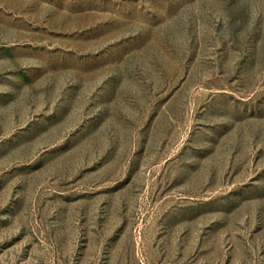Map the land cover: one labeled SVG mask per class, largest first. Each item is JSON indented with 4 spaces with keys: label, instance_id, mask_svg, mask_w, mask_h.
Segmentation results:
<instances>
[{
    "label": "rangeland",
    "instance_id": "rangeland-1",
    "mask_svg": "<svg viewBox=\"0 0 264 264\" xmlns=\"http://www.w3.org/2000/svg\"><path fill=\"white\" fill-rule=\"evenodd\" d=\"M0 264H264V0H0Z\"/></svg>",
    "mask_w": 264,
    "mask_h": 264
}]
</instances>
